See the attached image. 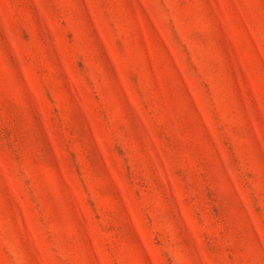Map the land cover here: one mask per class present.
<instances>
[{"label": "rangeland", "instance_id": "obj_1", "mask_svg": "<svg viewBox=\"0 0 264 264\" xmlns=\"http://www.w3.org/2000/svg\"><path fill=\"white\" fill-rule=\"evenodd\" d=\"M0 264H264V0H0Z\"/></svg>", "mask_w": 264, "mask_h": 264}]
</instances>
